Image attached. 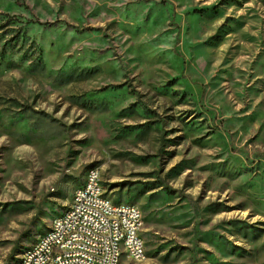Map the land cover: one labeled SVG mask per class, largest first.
<instances>
[{"label":"rangeland","instance_id":"obj_1","mask_svg":"<svg viewBox=\"0 0 264 264\" xmlns=\"http://www.w3.org/2000/svg\"><path fill=\"white\" fill-rule=\"evenodd\" d=\"M92 168L121 264H264V0H0V264Z\"/></svg>","mask_w":264,"mask_h":264},{"label":"built area","instance_id":"obj_2","mask_svg":"<svg viewBox=\"0 0 264 264\" xmlns=\"http://www.w3.org/2000/svg\"><path fill=\"white\" fill-rule=\"evenodd\" d=\"M97 173V172H96ZM80 186L69 204L67 221L56 227V236L35 245V253L24 264H43L54 245H64L65 253L56 254V264H118V240H126L131 252L143 256V242L137 240L138 207L111 209L105 195H98L93 178ZM126 226V233H119Z\"/></svg>","mask_w":264,"mask_h":264},{"label":"bare ground","instance_id":"obj_3","mask_svg":"<svg viewBox=\"0 0 264 264\" xmlns=\"http://www.w3.org/2000/svg\"><path fill=\"white\" fill-rule=\"evenodd\" d=\"M97 172V173H96ZM94 173H96L95 178H93V186L96 189L98 195H105V188L102 183V174L97 168H92L88 174L85 182H89L91 177H93ZM75 192H80V187L76 189ZM105 204L107 208L111 209H126L127 205L130 207H137L135 205L125 203V202H116L112 200L109 196H105ZM71 213V206L65 209V212L58 218H56L50 229L43 234L29 249H27L19 261L16 264H24L26 261H29V257L32 253H35V245L38 243H42L44 240L53 238L56 236V227H59V223L67 221V214ZM139 220L142 224H138L137 226V240L139 242H143V256H140L139 253L131 252L130 247H128V243L126 240H118V260H121L123 256H126L131 261H145L147 260V252H146V244L145 240L141 235V232L144 228V217L142 211L138 208ZM119 233H126V226H119ZM65 246L64 245H54L53 246V254H49L47 259L43 261V264H56V254H64ZM118 264H121L119 262Z\"/></svg>","mask_w":264,"mask_h":264},{"label":"crops","instance_id":"obj_4","mask_svg":"<svg viewBox=\"0 0 264 264\" xmlns=\"http://www.w3.org/2000/svg\"><path fill=\"white\" fill-rule=\"evenodd\" d=\"M82 186V185H81ZM80 187V186H79Z\"/></svg>","mask_w":264,"mask_h":264}]
</instances>
